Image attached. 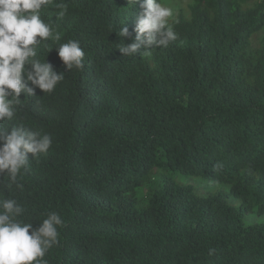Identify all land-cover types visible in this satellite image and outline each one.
I'll return each mask as SVG.
<instances>
[{"label": "trees", "instance_id": "obj_1", "mask_svg": "<svg viewBox=\"0 0 264 264\" xmlns=\"http://www.w3.org/2000/svg\"><path fill=\"white\" fill-rule=\"evenodd\" d=\"M142 2L41 9L61 41L39 57L65 78L21 94L0 127L49 134L52 145L28 154L21 188L0 176V196L33 229L49 212L62 217L48 264H264V34L254 43L264 0H190L169 21L177 40L124 57ZM68 40L85 52L82 70L51 50Z\"/></svg>", "mask_w": 264, "mask_h": 264}, {"label": "clouds", "instance_id": "obj_2", "mask_svg": "<svg viewBox=\"0 0 264 264\" xmlns=\"http://www.w3.org/2000/svg\"><path fill=\"white\" fill-rule=\"evenodd\" d=\"M50 2L0 0V122L13 120L16 106L23 101L21 94L34 96L36 89L51 93L65 78L63 72H57L46 62L47 55L41 59L38 53L41 46L50 47L46 41H61V33L56 30L58 25L41 18V9ZM138 2L128 0L129 6ZM56 7L60 9L57 15L63 17L67 4ZM140 9L133 42H123L118 47L124 57H135L141 49L140 55L149 56L153 49L167 47L178 38L169 22L174 15L171 7L159 0H143ZM119 36L123 40L130 36L124 23ZM51 50L56 51L67 71L83 69L85 52L78 41L68 40ZM51 145L49 134L23 125L10 129L0 127V176H7L10 185L21 188L18 177L29 163L28 154L35 158L47 153ZM24 212L15 199L0 196V264H48L46 254L59 243L58 227L63 226L64 221L57 212H49L35 229L31 222L18 219ZM214 251L209 249V255Z\"/></svg>", "mask_w": 264, "mask_h": 264}, {"label": "rangeland", "instance_id": "obj_3", "mask_svg": "<svg viewBox=\"0 0 264 264\" xmlns=\"http://www.w3.org/2000/svg\"><path fill=\"white\" fill-rule=\"evenodd\" d=\"M163 5L171 7L173 10V13L177 10H182L184 13L187 14L188 10H187V6L190 3V0H162ZM264 34V31L259 33L255 39H254V43L255 45L258 42V39ZM236 202L235 200H231ZM249 219H245L246 224H257L260 223V221L262 220V218L256 216V215H248ZM247 217V216H246Z\"/></svg>", "mask_w": 264, "mask_h": 264}]
</instances>
